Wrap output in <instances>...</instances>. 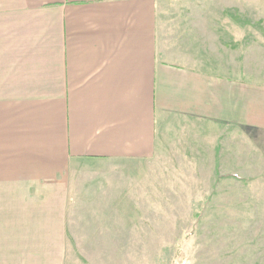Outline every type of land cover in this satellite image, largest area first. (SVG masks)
<instances>
[{"label": "crops", "instance_id": "crops-1", "mask_svg": "<svg viewBox=\"0 0 264 264\" xmlns=\"http://www.w3.org/2000/svg\"><path fill=\"white\" fill-rule=\"evenodd\" d=\"M166 154L264 241V0H0V264H94L80 168Z\"/></svg>", "mask_w": 264, "mask_h": 264}, {"label": "rangeland", "instance_id": "rangeland-1", "mask_svg": "<svg viewBox=\"0 0 264 264\" xmlns=\"http://www.w3.org/2000/svg\"><path fill=\"white\" fill-rule=\"evenodd\" d=\"M77 180L84 190L78 191L84 197L79 213L98 215L112 233L92 247L85 242L94 250V264H264V241L230 233L224 204L205 207L210 197L198 192L195 160L174 154L142 162L108 160L80 168ZM245 211L237 210V218Z\"/></svg>", "mask_w": 264, "mask_h": 264}]
</instances>
